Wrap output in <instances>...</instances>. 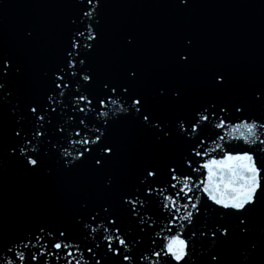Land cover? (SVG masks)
<instances>
[{
	"label": "snow or ice",
	"instance_id": "obj_1",
	"mask_svg": "<svg viewBox=\"0 0 264 264\" xmlns=\"http://www.w3.org/2000/svg\"><path fill=\"white\" fill-rule=\"evenodd\" d=\"M178 3L185 5V0ZM101 4L81 0L71 23H88L79 24L61 61L42 73L46 86L38 99L10 104L14 93L7 82L19 77L22 67L0 55V143L7 115L12 124L3 146L11 158L29 171L40 168L44 148L58 154L66 169L75 167L73 161L87 162L101 175L105 193H113L116 185L109 171L119 151L109 135L114 123L137 121L151 133L155 155L141 163L134 182L116 191L114 200L105 198L98 207L80 203L83 214L74 216L73 223L82 240L65 228L39 224L27 236L0 244V264H223L220 245L234 234L248 235V213L264 193V115L256 114H264V83L252 86L243 98L230 97L224 94L226 75L210 71L203 98L195 103L185 102L182 88L160 85L157 100L183 105L173 119L162 118L133 88L136 67H126L123 78L114 82L100 78L89 64L100 38L92 18ZM190 47L188 40L177 48L176 64L189 63ZM110 106H115L114 119L101 120L109 116ZM226 216L235 217L234 227L224 222ZM161 220L164 224L158 225ZM256 250L252 243L234 264H251Z\"/></svg>",
	"mask_w": 264,
	"mask_h": 264
},
{
	"label": "water",
	"instance_id": "obj_2",
	"mask_svg": "<svg viewBox=\"0 0 264 264\" xmlns=\"http://www.w3.org/2000/svg\"><path fill=\"white\" fill-rule=\"evenodd\" d=\"M80 2L0 0V55L22 67L20 76L7 82L14 93L10 104L15 105L18 99L23 104L42 96L46 86L42 73L61 61L68 38L79 24L88 23L86 19L71 23L77 18ZM92 22L100 38L88 62L100 78L112 79L114 0H102ZM81 31L85 32L82 42H86L87 32L83 28ZM106 111L109 116L101 120L110 119L111 106ZM11 124V118L6 115L0 143V244L17 236H27L39 224L65 228L69 235L82 240L73 217L83 214L81 202L88 201L90 207H98L103 202L101 175L94 173L87 162L73 161L75 167L66 169L60 162L61 157L46 148L41 150L40 168L25 169L23 162L11 158L3 146L8 142L7 128ZM64 146L72 150L71 146Z\"/></svg>",
	"mask_w": 264,
	"mask_h": 264
}]
</instances>
